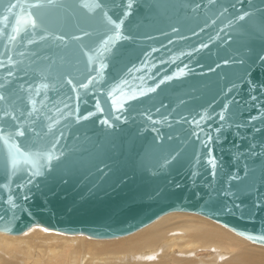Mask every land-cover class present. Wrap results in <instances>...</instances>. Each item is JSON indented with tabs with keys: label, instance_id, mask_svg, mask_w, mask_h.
<instances>
[{
	"label": "water",
	"instance_id": "1",
	"mask_svg": "<svg viewBox=\"0 0 264 264\" xmlns=\"http://www.w3.org/2000/svg\"><path fill=\"white\" fill-rule=\"evenodd\" d=\"M10 2L0 123L24 130L25 150L55 143L59 159L12 172L0 150V232L115 238L183 211L264 245V0H109L130 38L110 46L100 77L80 48L103 28L78 0L43 9L62 43L30 28L9 41L21 11L6 13Z\"/></svg>",
	"mask_w": 264,
	"mask_h": 264
},
{
	"label": "bare ground",
	"instance_id": "2",
	"mask_svg": "<svg viewBox=\"0 0 264 264\" xmlns=\"http://www.w3.org/2000/svg\"><path fill=\"white\" fill-rule=\"evenodd\" d=\"M0 264H264V245L206 216L174 211L115 238L40 226L0 232Z\"/></svg>",
	"mask_w": 264,
	"mask_h": 264
},
{
	"label": "snow or ice",
	"instance_id": "3",
	"mask_svg": "<svg viewBox=\"0 0 264 264\" xmlns=\"http://www.w3.org/2000/svg\"><path fill=\"white\" fill-rule=\"evenodd\" d=\"M79 5L87 10V12L92 13L98 18L100 25L103 28V34L100 36L98 41L90 46L88 49L80 48V54L85 56L88 62H99V71H97V77H100L105 64L102 62L104 60L105 54L109 51L110 46L117 40L129 39L130 37L123 35L122 28L124 25V19L117 17L113 19L112 15H109L107 8L109 6V0H78ZM53 0H17L16 3H9V6L4 9L9 15L12 14L13 9L19 7L21 9L20 14L15 20V24L12 26L13 35H9V41L15 40L16 36L22 31L31 29L33 32L39 31L43 33L40 35V40L45 41L50 38L53 42H63L65 40V35H55L53 31H50V26L47 23L43 9L48 5H51ZM127 16L128 13H124ZM243 17H241L242 19ZM9 19L8 15L0 17V33L4 32V28L7 27V21ZM87 32H83L82 36H89ZM73 40H79L81 37L73 36ZM28 43H34L33 40H29ZM11 75V73H10ZM70 82V81H69ZM92 79H89L88 84L93 83ZM88 84L82 85V87H87ZM47 87V85H43ZM143 93H140L142 95ZM128 99L134 98L133 96L127 97ZM5 97L0 94V101H3ZM118 108L123 107V103L118 100L113 101ZM99 109V104H97ZM103 111V109H100ZM3 117H7L12 121L16 120V117L9 112H3ZM86 118V117H85ZM223 119V116H221ZM14 131L9 132L7 128L0 123V150H2L4 165L6 170L15 172L18 165L21 163H30L35 167L33 175H41V167H48L51 162L58 160L59 156L56 151V144L52 143L46 150H39L28 148L25 150V146H22L18 142V137H24L25 132L18 124H13ZM43 161V165H39L38 162ZM12 197H9L11 202ZM47 231V229H45ZM264 240V236L254 237Z\"/></svg>",
	"mask_w": 264,
	"mask_h": 264
},
{
	"label": "rangeland",
	"instance_id": "4",
	"mask_svg": "<svg viewBox=\"0 0 264 264\" xmlns=\"http://www.w3.org/2000/svg\"><path fill=\"white\" fill-rule=\"evenodd\" d=\"M41 228H43V227H41ZM44 229V228H43Z\"/></svg>",
	"mask_w": 264,
	"mask_h": 264
}]
</instances>
